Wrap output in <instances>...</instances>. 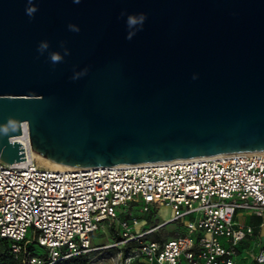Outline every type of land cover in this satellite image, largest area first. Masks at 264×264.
<instances>
[{"label": "water", "instance_id": "water-1", "mask_svg": "<svg viewBox=\"0 0 264 264\" xmlns=\"http://www.w3.org/2000/svg\"><path fill=\"white\" fill-rule=\"evenodd\" d=\"M33 3L30 19L27 0H0V125L16 126L2 161L26 160L22 123L35 153L70 166L264 150V0ZM122 11L147 15L132 40Z\"/></svg>", "mask_w": 264, "mask_h": 264}, {"label": "built area", "instance_id": "built-area-1", "mask_svg": "<svg viewBox=\"0 0 264 264\" xmlns=\"http://www.w3.org/2000/svg\"><path fill=\"white\" fill-rule=\"evenodd\" d=\"M11 141L23 145L26 160L0 159V240H10L21 264H56L88 253L105 223L121 245L136 244L130 252L135 264H239L240 244L256 226L264 229V151L50 169L27 154L26 124ZM129 205L138 215L126 211ZM162 205L175 211L169 221L135 229ZM118 207L125 209L122 218ZM238 210L260 222L238 223ZM175 221L184 232L147 239ZM35 244L43 253L29 250ZM249 252L255 264H264V245Z\"/></svg>", "mask_w": 264, "mask_h": 264}, {"label": "rangeland", "instance_id": "rangeland-1", "mask_svg": "<svg viewBox=\"0 0 264 264\" xmlns=\"http://www.w3.org/2000/svg\"><path fill=\"white\" fill-rule=\"evenodd\" d=\"M133 209V214L138 215L136 207L129 205L126 207V211ZM123 207H118V215L122 218L125 214ZM175 215V211L169 205L159 206L158 209H154L153 213L145 216L141 223L136 226V230L141 231L144 228H149L152 225L160 223L162 221H169L172 216ZM235 221L238 223L258 225L260 218L252 215L248 210H238ZM184 232L180 222L175 221L167 224L165 227L160 228L154 234L147 236V239H155L157 235L164 236L165 238L174 237L177 232ZM30 236V233L28 234ZM120 237L117 235V231L114 226L108 223L103 224L93 235H92V246L93 250L87 253V264H134L130 257V252L136 247L135 243H127L121 245L119 242ZM264 245V229L261 231L259 227H255L254 235L244 240L240 247L242 252L246 250L256 249L258 246ZM35 253L41 254L44 249L38 244L34 245ZM133 254V253H132ZM242 254V253H241ZM238 261L240 262V256ZM5 259L8 264H12L10 253L7 247L0 244V259ZM15 264H21L17 261ZM247 264H255L252 259Z\"/></svg>", "mask_w": 264, "mask_h": 264}, {"label": "clouds", "instance_id": "clouds-1", "mask_svg": "<svg viewBox=\"0 0 264 264\" xmlns=\"http://www.w3.org/2000/svg\"><path fill=\"white\" fill-rule=\"evenodd\" d=\"M81 0H73V3L79 4ZM38 11L37 6L33 3V0H27V6L25 8V14L32 19L35 13ZM121 17L126 15V27L128 29L126 39L132 40V38L136 35L138 31L143 29L144 23L147 19V15L145 13L139 14H126L125 12H121ZM68 29L72 32H79L80 28L76 24H69ZM61 48H63V54L59 52H50L49 60L50 62L55 65L60 63L64 60V57L70 55V50L64 46V42H61ZM49 48L48 41H41L37 46V52L40 55H43ZM88 68H84L79 72H74L72 76V80L80 79L81 77L87 75ZM197 75L193 74L192 79H197ZM16 130L15 124L12 122V119L9 118L6 125H0V136H8L10 133H13Z\"/></svg>", "mask_w": 264, "mask_h": 264}, {"label": "bare ground", "instance_id": "bare-ground-1", "mask_svg": "<svg viewBox=\"0 0 264 264\" xmlns=\"http://www.w3.org/2000/svg\"><path fill=\"white\" fill-rule=\"evenodd\" d=\"M25 124V123H24ZM25 147H26V152L29 156H31L39 165L44 166L46 168H50V169H68V168H72V167H76V166H70V165H65L53 160H49L37 153H35L30 146V140L29 142H25ZM258 151H264V150H258ZM250 152V151H247ZM244 255V256H243ZM243 256V257H241ZM240 256V263L241 264H247L246 262H249L251 259V254L248 250H246V252H242Z\"/></svg>", "mask_w": 264, "mask_h": 264}, {"label": "trees", "instance_id": "trees-1", "mask_svg": "<svg viewBox=\"0 0 264 264\" xmlns=\"http://www.w3.org/2000/svg\"><path fill=\"white\" fill-rule=\"evenodd\" d=\"M155 239H160V236L157 235L155 237ZM0 244H3V245H5L7 247V250L10 253V257H11V260H12V264H15L17 261H19L18 259H16L14 257V255L12 254V252L10 250V248H11L10 247V244H11L10 240H8V239H1L0 240ZM29 250L34 251V245H31L29 247ZM0 264H8V262L5 259L1 258L0 259ZM56 264H87V253L74 256V257H72L70 259H67V260H61V261L57 262Z\"/></svg>", "mask_w": 264, "mask_h": 264}, {"label": "crops", "instance_id": "crops-1", "mask_svg": "<svg viewBox=\"0 0 264 264\" xmlns=\"http://www.w3.org/2000/svg\"><path fill=\"white\" fill-rule=\"evenodd\" d=\"M263 246V245H262ZM257 249V248H256ZM244 256V255H243ZM243 256H241V257H243ZM246 263H248V262H246ZM239 264H241L240 262H239Z\"/></svg>", "mask_w": 264, "mask_h": 264}]
</instances>
